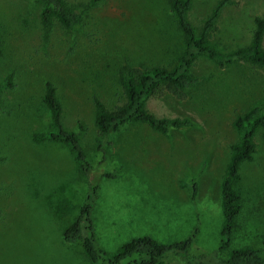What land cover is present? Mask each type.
I'll return each instance as SVG.
<instances>
[{"label":"rangeland","instance_id":"1","mask_svg":"<svg viewBox=\"0 0 264 264\" xmlns=\"http://www.w3.org/2000/svg\"><path fill=\"white\" fill-rule=\"evenodd\" d=\"M233 1L208 40L224 56L248 45L253 19L264 17V0ZM66 2L80 12L79 25L65 31L55 23L45 35L37 0H0V264H89L63 233L93 188L94 238L106 254L138 237L168 246L196 233L187 253H169L165 263L223 258L220 185L238 141L232 123L252 107L264 110V68L245 61L220 68L198 57L190 70L198 84L183 98L164 91L146 101L155 117L189 119L191 128L162 135L131 123L103 139L92 97L108 111L123 105V73L173 67L183 36L169 0ZM218 2L192 0L190 23L199 30ZM46 81L56 89L65 128L78 134L88 174L65 145L32 140L49 122ZM254 142L234 186L242 210L231 248L251 246L264 257V129Z\"/></svg>","mask_w":264,"mask_h":264},{"label":"trees","instance_id":"2","mask_svg":"<svg viewBox=\"0 0 264 264\" xmlns=\"http://www.w3.org/2000/svg\"><path fill=\"white\" fill-rule=\"evenodd\" d=\"M41 29L45 35L50 33L57 23L65 31H73L81 20L80 12L69 6L66 0H37ZM170 12L177 28L183 36V52L171 68H128L120 77L125 103L108 111L102 101L94 96V124L97 135L106 139L122 126L131 123L148 125L152 130L167 135L172 130L192 127L189 119L158 118L146 109V101L162 92H168L177 98L198 84V79L190 72L198 57L213 61L220 68L237 61H245L264 68V17L253 19V31L248 45L237 48L229 55H222L209 45V37L224 8L232 6L233 0H219L211 13L204 19L197 30L189 21L188 14L192 0H169ZM42 104L48 113V126L42 133L34 134L36 144L59 143L65 145L78 161L84 174L92 170L80 147L77 132L68 130L63 123V109L56 97L53 84L46 81L43 85ZM79 128H81L80 124ZM238 134V141L231 145L230 155L220 185V208L222 215L219 230V252L223 258L214 255L209 260L204 256L191 258L186 264H264V257L259 249L244 246L231 248L232 236L236 221L242 210L240 195L234 189L240 180V166L252 161L255 152L254 138L259 129H264V110L252 107L244 114L238 115L232 123ZM96 188H93L92 195ZM92 195L80 207L77 218L66 228L63 241L66 244H77L89 264H166L169 253H187L196 233L179 244L162 245L149 237H138L123 244L115 253L106 254L97 247L91 220Z\"/></svg>","mask_w":264,"mask_h":264}]
</instances>
